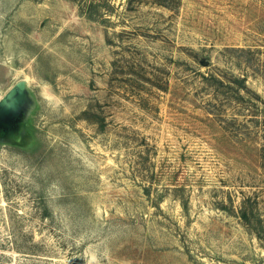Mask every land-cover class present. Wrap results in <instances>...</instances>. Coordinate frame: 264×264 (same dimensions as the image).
<instances>
[{"label": "rangeland", "instance_id": "rangeland-1", "mask_svg": "<svg viewBox=\"0 0 264 264\" xmlns=\"http://www.w3.org/2000/svg\"><path fill=\"white\" fill-rule=\"evenodd\" d=\"M80 1L0 0V264H264V0Z\"/></svg>", "mask_w": 264, "mask_h": 264}, {"label": "trees", "instance_id": "trees-1", "mask_svg": "<svg viewBox=\"0 0 264 264\" xmlns=\"http://www.w3.org/2000/svg\"><path fill=\"white\" fill-rule=\"evenodd\" d=\"M81 9L83 11H86L87 15H97L99 18L101 17V14H104L103 12H107L108 14L113 13V8L109 4V0H81ZM102 7L107 8L105 11L102 10ZM112 8V9H110ZM106 13V14H107ZM104 22H110V19H103Z\"/></svg>", "mask_w": 264, "mask_h": 264}, {"label": "water", "instance_id": "water-1", "mask_svg": "<svg viewBox=\"0 0 264 264\" xmlns=\"http://www.w3.org/2000/svg\"><path fill=\"white\" fill-rule=\"evenodd\" d=\"M26 88L25 83H21L18 88L12 90L7 97L1 102L0 107L3 108V111H13L15 112L16 110L19 109L22 105V95L20 90H24Z\"/></svg>", "mask_w": 264, "mask_h": 264}]
</instances>
